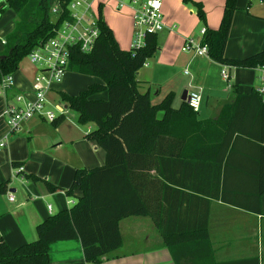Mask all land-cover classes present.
I'll return each instance as SVG.
<instances>
[{
	"label": "trees",
	"instance_id": "1",
	"mask_svg": "<svg viewBox=\"0 0 264 264\" xmlns=\"http://www.w3.org/2000/svg\"><path fill=\"white\" fill-rule=\"evenodd\" d=\"M70 1L0 0V15L7 8L17 14L16 26L6 36L5 49L0 53V80L16 72L35 47L55 35L68 18ZM185 1L191 2L199 18L206 22L203 4ZM55 4L61 6L62 12L53 19L51 10ZM237 9V0H226L219 28H206L202 43L208 45L209 57L223 65L264 66V49L244 58L225 56ZM99 26L100 35L90 51H83L80 45L70 47L67 71L95 76L102 82L92 83L77 94H59L78 113L81 124H95L85 137L105 150L106 161L101 166L76 169L66 193L72 196L75 189H80L82 196L71 208L39 223L36 240L13 248L0 235V264H49L52 243L76 238L81 241L85 261L100 264L122 244L119 222L136 215L153 219L177 262L180 257L176 251L184 250V257L194 255L192 243L206 248L207 254L212 252L207 239L209 206L210 197L218 196L219 181L212 186L208 178L172 177L168 165L181 163L184 173H192L194 162L200 159L202 171L208 173L210 152L216 165L237 138H257L241 122L249 118L246 109L264 110L263 98L256 89L243 94L233 85L234 100L223 106L219 116L206 119H199L198 112L186 101L175 107L172 92L153 103L150 92L140 90L137 73L158 51V34L150 33L143 46L126 50L120 47L103 17ZM104 90L108 92L107 99H91ZM63 118L62 115L52 123L57 125ZM211 140L215 141L212 147ZM27 179L40 178L28 175ZM46 184L50 190L56 189ZM0 189L5 192L4 185ZM174 227L177 231H173Z\"/></svg>",
	"mask_w": 264,
	"mask_h": 264
},
{
	"label": "crops",
	"instance_id": "2",
	"mask_svg": "<svg viewBox=\"0 0 264 264\" xmlns=\"http://www.w3.org/2000/svg\"><path fill=\"white\" fill-rule=\"evenodd\" d=\"M195 1L203 4L206 22L199 18L196 7L191 2L164 0L165 27L157 33L159 49L138 71L137 79L140 90L149 91L153 103L160 102L172 92L175 107L187 102L183 98L189 90H199L202 94L201 108L197 111L199 119L216 118L223 106L234 100L236 94L232 92L233 85L241 93L250 94L252 89L262 85L264 71L260 66H230L227 81L222 75L223 64L209 56H198L194 51L185 49V42L189 37L201 38L202 28H219L226 4V0ZM237 5L225 46V56L229 58H244L264 49V2L237 0ZM100 6L102 17L112 28L120 47L131 49L134 39L132 10L127 7L117 8L115 0H100ZM109 10L118 13L121 20L125 18L129 23L126 34L123 26H114L108 21L106 12ZM52 15L51 10V18ZM55 17L57 16L54 15ZM16 21L17 14L11 8L0 15V53L4 51L6 36L15 28ZM185 69H189V75L185 74ZM40 72V67L33 63L26 70L19 67L16 72L9 74L12 84L7 89H0V139L9 135L7 145L0 148V186H5V192L0 189V235L13 248L36 240L39 223L54 213L71 208L78 201L82 196L80 189H75L72 196L66 193L78 167L93 168L106 161L105 150L88 139L87 153H79L77 159L57 152L62 146L61 135L58 137L60 142L46 140L42 148L43 141L39 140V135L52 122L39 117L26 120L17 130L10 131L4 115L6 107L9 104H19L16 100L19 95H24L27 100L34 97L33 81ZM63 77L47 92L48 100L52 92H57L59 97L60 91L77 94L92 83L102 82L101 79L94 80L78 92H68L65 88L68 84L63 81ZM221 81L226 83V87L221 85ZM260 95L264 101V94ZM107 97L108 92L104 90L93 94L91 99ZM65 105L68 109V105ZM245 112L249 118L242 121L241 125L257 138H237L216 165L214 154L210 152L208 173L202 171L200 159L194 162L193 166L196 167L192 173H184L181 163L168 165L172 170L169 171L172 177L208 178L212 186H215L214 181H219L218 196L210 197L209 206L207 239L212 252L207 254L206 248L203 250L197 243H192L190 245L193 246L191 250L194 255L184 257V250L176 251V255L180 257L177 262L153 219L150 216L136 215L119 222L122 244L100 264H264V110L248 108ZM62 115L64 117L66 111L58 117ZM93 125L95 126L94 123ZM94 128H89V131ZM25 131L36 135L31 146L27 145V140L21 135ZM214 144L215 141L212 140L209 143L211 147ZM50 148L52 151L47 152ZM99 150H102L101 154H98ZM15 163H19V166ZM17 167H24V170L19 171ZM28 175H35L40 179H27ZM45 181L55 185L56 189L50 190ZM10 194L14 196L13 200L9 198ZM48 205H52V213L49 212ZM143 217H148L151 221L149 235L141 234V239L139 227L144 224L141 219ZM193 222L195 226V221ZM124 229L130 239L140 237L139 243L143 246L126 248ZM177 229L174 227L173 231ZM49 264L89 263L85 261L80 239L76 238L52 243Z\"/></svg>",
	"mask_w": 264,
	"mask_h": 264
},
{
	"label": "built area",
	"instance_id": "3",
	"mask_svg": "<svg viewBox=\"0 0 264 264\" xmlns=\"http://www.w3.org/2000/svg\"><path fill=\"white\" fill-rule=\"evenodd\" d=\"M117 8L127 7L132 10L134 39L131 49H136L145 44L146 36L150 33H159L165 27L163 4L164 0H115ZM62 8L55 4L52 7V14L60 16ZM100 0H71L68 4V18H65L55 31V35L50 37L41 45L35 47L29 54L31 62L40 67L41 72L34 78V97L27 100L24 95L17 96L19 104H9L5 109V117L13 132L21 124L34 117L42 118L48 122L55 121L59 114L64 113L66 105H55L56 112L50 107L47 99V92L54 84L61 81L67 71L70 56V47L80 45L83 51H90L95 45L100 35L101 14ZM206 28H202L199 37H189L185 42V49L194 51L198 56H209L207 44L202 43V38ZM229 67L224 64L222 69L223 77L229 81ZM260 68L264 71V66ZM185 74L189 75V69H185ZM262 85L256 90L264 94V74L261 77ZM12 84L10 75L3 76L0 80V89H7ZM187 103L195 110L199 111L202 104V94L199 90H189L187 92ZM9 135L0 139V148L7 145ZM23 171L24 167H17ZM14 199L12 194L9 195ZM49 212L52 213V205H48Z\"/></svg>",
	"mask_w": 264,
	"mask_h": 264
},
{
	"label": "rangeland",
	"instance_id": "4",
	"mask_svg": "<svg viewBox=\"0 0 264 264\" xmlns=\"http://www.w3.org/2000/svg\"><path fill=\"white\" fill-rule=\"evenodd\" d=\"M52 18H54V15H52ZM106 18L110 23H112L114 26H123L122 29L124 30V33L126 34L127 28H129V23L124 20H121L120 17H118V13H113L110 10L106 12ZM29 66H32V63L30 61V58L27 56L23 59V61L20 64L21 69L26 70ZM94 80L100 81L99 78H96L94 76L86 75V74H80L72 71H67L63 77V81H66L67 87L66 90L68 92H78L79 90H82V88L87 87L90 83H92ZM221 85L226 87V83L221 81ZM49 101L51 102L50 107L58 112V110L55 108V105L59 104L64 106L65 103L61 101L59 95L57 92H52L49 94ZM66 110V120L63 118L61 122L57 124L55 127L52 123L47 124V130L43 131L39 135V140L42 142V148L45 146V141H53L58 140L56 142H60V139L58 137L61 135L63 136L62 140V146L58 148L57 152L60 153L63 156H71L75 159L79 157V153H87V138L85 135L90 132L89 128L95 127L92 122L81 124L78 121V114L76 111H74L71 108L65 109ZM68 112V113H67ZM65 120V121H64ZM59 126V127H58ZM26 140L27 145L31 146V141L35 139V133L30 132H22L21 134ZM32 135V137H31ZM31 139V140H30ZM54 143V144H55ZM52 149L50 148L49 151L51 152ZM102 153V150H99L98 154ZM144 221V224L142 227H139L140 237L142 239V235H149V222L151 221L148 217L141 218ZM125 235H126V248H140L143 246L140 244V237L138 239H130V237L127 234L126 229H124Z\"/></svg>",
	"mask_w": 264,
	"mask_h": 264
},
{
	"label": "water",
	"instance_id": "5",
	"mask_svg": "<svg viewBox=\"0 0 264 264\" xmlns=\"http://www.w3.org/2000/svg\"><path fill=\"white\" fill-rule=\"evenodd\" d=\"M184 100L186 99L187 100V93H186V95L184 96V98H183Z\"/></svg>",
	"mask_w": 264,
	"mask_h": 264
}]
</instances>
